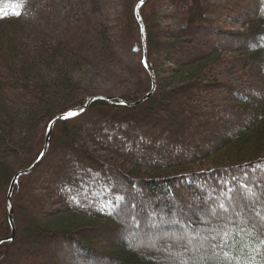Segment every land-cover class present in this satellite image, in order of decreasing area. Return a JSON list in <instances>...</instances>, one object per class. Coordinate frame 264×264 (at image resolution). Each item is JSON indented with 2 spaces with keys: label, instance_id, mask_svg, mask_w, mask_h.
Here are the masks:
<instances>
[{
  "label": "trees",
  "instance_id": "trees-1",
  "mask_svg": "<svg viewBox=\"0 0 264 264\" xmlns=\"http://www.w3.org/2000/svg\"><path fill=\"white\" fill-rule=\"evenodd\" d=\"M164 6L176 9L182 22L178 29L162 25ZM134 7L128 11L129 22L136 24L140 34ZM211 7L206 0L143 3L139 19L146 59L154 73V93L133 107L97 100L79 116L56 121L46 157L14 185L15 233L11 242L0 244V264H44L48 258L42 251L58 241L67 244L64 252L70 258L65 264L98 262L102 256L95 251L93 236L109 223L130 231L136 239L150 231H172L167 235L170 243L178 234L197 232L203 240L209 235L213 251L188 252L184 263H172L155 259L151 251L137 250L128 235L120 244L103 247L115 264H259L264 259V218H238L251 201L246 200L254 189L249 180L264 177V0H257L256 15L246 19L226 8L214 12L220 18L236 15L234 24L243 26L242 31H227L216 19L208 18L213 15ZM99 26L94 30L107 49L108 27ZM7 29L0 33V62L13 74L10 82L0 79V240L10 234L6 195L16 172L1 152L31 153L30 162L34 161L42 150L48 122L92 96L80 94L70 100L78 89L69 79L77 63L73 56L78 55L73 38L58 43L57 48L48 44L31 55L24 45H18L17 29ZM126 29L132 28L127 24ZM118 33L123 35V30ZM14 55L24 58L23 69L14 70ZM231 59L256 71L251 88L234 86L213 75L215 68ZM139 62L142 66V58ZM44 68L54 73L49 82ZM8 89L23 91L37 101L24 111L15 110L6 104L3 92ZM122 98L135 102L139 96ZM221 103L229 116L219 111L217 104ZM40 125L42 132L35 140ZM23 129L33 133L20 137ZM83 140L91 146L114 148L134 167L125 170L122 163L100 160ZM150 149L155 151L153 157ZM51 156L56 162L52 166L47 161ZM145 164L148 171L135 170ZM42 166L45 169L40 174ZM48 196L59 198L63 207L47 209ZM216 203L224 211L238 205L244 208L224 218L229 221L226 224L215 219L201 225L195 220ZM146 218L150 225L144 224ZM127 220L131 226L124 227Z\"/></svg>",
  "mask_w": 264,
  "mask_h": 264
},
{
  "label": "rangeland",
  "instance_id": "rangeland-1",
  "mask_svg": "<svg viewBox=\"0 0 264 264\" xmlns=\"http://www.w3.org/2000/svg\"><path fill=\"white\" fill-rule=\"evenodd\" d=\"M206 1L213 6L211 8H214L213 15H210L208 18L211 20L216 19V21H218L217 24L219 26L220 24L224 25L223 27L227 31H242L244 27L234 24L237 20L236 15L220 18L222 16L214 12L226 8L231 10L232 14H239L243 19H246L245 16L251 15L254 17L257 11V0ZM136 3L137 0H0V33L4 32L7 28V30H12L11 28L17 29L16 33L19 38L18 45H24V51L31 53V55H37L40 51H43V47L48 44H51L52 48H57L59 46L58 43H63L73 38L74 41H76L75 43H78H74L78 47V55L76 57L72 55L77 63L76 68L73 69L72 74L69 75V79L78 86V89L74 91L70 100L77 99L80 94L92 96L100 95L109 98L115 96L120 98L129 96L130 99L139 96L138 99H140L149 91L150 86L147 89L149 77L145 68L141 66L139 62V58H142V51L139 50L140 34L138 33V27L135 23L134 25L133 23L130 24L128 17L129 9L131 6H136ZM160 14L163 17V26L167 25L173 29H178L182 25L180 16L176 15V9L173 7H162ZM100 24L108 27L107 32L109 40L107 46L109 47L107 49H104L94 30L96 26L100 27ZM127 24L132 28L128 32L126 29ZM120 29L123 30V35H119L118 30ZM4 48L7 49V46ZM104 50H107L108 53L104 52L105 54H103ZM5 51L7 50H3L4 53H6ZM14 56L17 64L14 70L23 69L21 62L24 58L19 55ZM236 60L238 61V59ZM237 61L231 59L220 64L219 67L215 68L213 75H215L218 80L228 81L234 86H241L246 89L251 88L254 85L253 83L257 80L256 71L249 65L246 66ZM42 72L48 82L53 79L54 73L51 70L48 71L44 68ZM11 74H13V70L10 71L7 65L0 62V79L4 82H10L12 80ZM3 94L6 98V104L9 107L15 108V110L19 109L24 111L28 104L36 103L37 101L34 97L23 93V91H11V89H8L6 91L4 90ZM111 101H117L116 104H121L119 100L113 99ZM217 105L219 106L220 112H223L225 116H229L225 114V112H227V107L222 103ZM42 128L43 125L38 127L39 130L36 137H34L35 140H38L37 137H39L40 131L42 132ZM18 131L19 130H16L17 133ZM27 131V129L21 130L19 133L20 137H27L30 133H33V130H30V132ZM115 132L116 131L109 132V137L113 136ZM51 139L52 138H50L49 143ZM84 142L83 144H85L86 147L93 152L94 156L98 157L100 160H105L108 164H113L115 162L122 163L125 170L134 167V165L126 163L123 156L114 148H106L105 144L104 146H91L86 141ZM43 146L44 139L42 148ZM152 150L153 149H150L149 152L153 157L155 151ZM47 151L42 160L46 157ZM55 152L58 156L57 151ZM1 154L6 157L7 164L10 168L12 167L13 170H16L15 173L27 168L30 163L33 162L30 161L34 156V154L32 156L31 153L7 155L1 152ZM66 158L71 160V157ZM47 161L50 166L56 164L54 156L49 157ZM147 166V164L139 165L135 170L139 173H144L149 170ZM75 167L77 166L74 165V168ZM44 169L45 167L42 166L39 168L38 172L41 174ZM249 183V185H253L254 187L251 192L252 195L246 198V200H250L251 198L249 207L244 208L238 205V207L232 206V210L224 211L218 208L219 203H216L213 204L212 207L206 208V211L203 210L202 212L205 214H202V217L195 218V220L201 225L204 223H212L215 219H219L218 221L226 224L229 221L225 222L224 218L228 219L230 214L234 213L236 215L237 212L240 210L243 211L244 208L247 209L246 213L242 212V215L238 216V218L249 219L248 216L252 215L254 216V220L261 221L264 218V209H262L264 205V177H259L253 181L249 180ZM13 190L14 187L11 191L10 199H12ZM45 200L47 209L50 210L53 209L51 206H55L56 209H59L64 205L57 197L48 196ZM230 205L233 204L231 203ZM62 212L65 213V211ZM218 213L220 214L219 218H213V216H217ZM135 215L138 216V214ZM144 224L150 225L147 218ZM114 226L115 224L109 223L105 226L107 229H99L97 233L94 234V244L97 246L95 247L97 249L95 251L101 253L100 255L102 257L98 262H87L88 264H115V260L107 254L108 249H104L103 247H106L105 244H120L125 241L124 239L128 235L130 239L128 241L133 242L131 244L136 245L137 250L151 251L155 259H169L172 263H184L189 258L188 252L200 251L199 253L205 254L206 251H212L208 244L209 235L203 240V238H200L202 235L197 232L191 234L184 233V235L178 234V236L175 237L177 241L175 240L174 243H170V241L167 240V235H172V231L162 233L153 231L144 232L143 236L136 239L134 237L135 235H132L130 231L123 232V229L121 230L119 227L117 228ZM129 226H131V220H127L124 224V227ZM192 239L197 240L193 242ZM104 240H107V242ZM145 244H147V246H145ZM66 245L58 241L50 246L52 248H45L42 252L46 259L48 258V262L46 261L44 264H61L62 261L63 264H65L66 260L70 258V255L64 252ZM71 251L73 252V250Z\"/></svg>",
  "mask_w": 264,
  "mask_h": 264
},
{
  "label": "water",
  "instance_id": "water-1",
  "mask_svg": "<svg viewBox=\"0 0 264 264\" xmlns=\"http://www.w3.org/2000/svg\"><path fill=\"white\" fill-rule=\"evenodd\" d=\"M145 1L146 0H140L137 3V5H136L135 18L138 20V22H139L138 11H139L140 7L143 5V3ZM139 25H140V28H141V40H142V46H143L142 64H143V67L145 68V70H146V72L148 74L149 80H150V89H149V91L144 96H142L140 99H138L135 102H126V101L122 100V98H120L118 96L110 97V98L109 97H105V96H100V95L89 96V97H87V99L85 100V102L82 105H80L78 107L70 108L67 111H65L64 113L56 115L53 119H51L48 122L47 127H46V131H45V136H44V146H43L40 154L37 156V158L27 168H25L22 171H18L17 173H15L13 175V177L11 178V181L9 183L8 192H7V195H6V201H7V204H8L7 205V218H8V222H9V225H10V234L6 238L1 239L0 240V244L3 243V242H6V241L11 242L13 240V236H14V233H15V227H14V223H13L12 202H11V199H10L11 198L10 197L11 196V191H12L14 185L17 183L18 178L20 176H22V175H27L28 173H30L40 163V161L44 157L46 151L48 150L52 129H53V126L56 123V121L61 120V119H71V118H74V117L80 115L82 112H84L89 107V105L92 102L97 101V100H103V101H107V102H112L111 100L115 99V100L121 101L120 105H125L127 107H133V106H136V105L142 103L143 101H145L146 99L151 97V95L154 93V91H155L154 73H153V70H152L149 62L146 59L145 45H144V35H143L142 25H141L140 22H139ZM69 111H72V112L76 113V115H74L72 117L62 118V117H66L67 113Z\"/></svg>",
  "mask_w": 264,
  "mask_h": 264
},
{
  "label": "snow or ice",
  "instance_id": "snow-or-ice-1",
  "mask_svg": "<svg viewBox=\"0 0 264 264\" xmlns=\"http://www.w3.org/2000/svg\"><path fill=\"white\" fill-rule=\"evenodd\" d=\"M76 115V113L72 112V111H69L67 113V116L66 117H62V118H67V117H72ZM221 207H223V205H221ZM223 243V241H222ZM262 244H264V240L261 241ZM213 247H216V245H213ZM249 264H256V261H249ZM259 264H264V259L260 260Z\"/></svg>",
  "mask_w": 264,
  "mask_h": 264
},
{
  "label": "bare ground",
  "instance_id": "bare-ground-1",
  "mask_svg": "<svg viewBox=\"0 0 264 264\" xmlns=\"http://www.w3.org/2000/svg\"><path fill=\"white\" fill-rule=\"evenodd\" d=\"M139 50L142 51V57H143V46H142V40L140 37V45H139ZM148 167V166H147ZM148 169V168H147Z\"/></svg>",
  "mask_w": 264,
  "mask_h": 264
}]
</instances>
